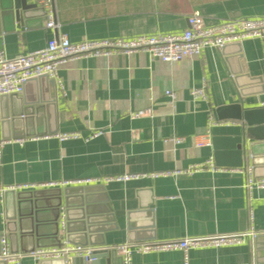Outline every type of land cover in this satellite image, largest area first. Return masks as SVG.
I'll return each instance as SVG.
<instances>
[{
  "label": "crops",
  "instance_id": "crops-1",
  "mask_svg": "<svg viewBox=\"0 0 264 264\" xmlns=\"http://www.w3.org/2000/svg\"><path fill=\"white\" fill-rule=\"evenodd\" d=\"M46 2L48 13L58 24L56 28L46 27L48 18L42 11H34L25 24L15 21L13 16L0 15V54L13 57L39 49L60 34L80 41L182 31L189 26L188 16L194 12L201 14L208 24L264 15V0ZM60 76L64 87L56 84L55 92L49 81L42 83L36 79L29 81L25 93L20 94L30 101L53 97L55 104H40L39 111L17 130L19 136H0V187L151 173L185 168L211 156L215 159L213 138L241 134L244 126L239 121L227 120L230 123H218L209 130V115L214 107L239 101L246 107L264 106V38L245 39L241 45L229 47L226 53L209 47L198 57L175 63L152 59L145 52L83 57L63 65ZM204 80L208 99H194L190 90L200 87ZM167 89L178 93L175 101L166 95ZM140 111L143 114L134 116ZM98 129L104 133L86 139ZM68 131H79L82 137L61 141L56 136ZM171 137L184 140L167 141ZM198 141L203 145H197ZM259 144L256 173L264 175V142ZM246 164L253 167L251 160L244 159L242 166L220 165L227 168L225 171L33 190L75 191L89 187L107 195L115 221L101 224L105 231L93 238L105 240V244H95L96 247L251 228L264 233V188L248 192L246 173L239 170ZM14 198L8 195V211ZM6 213V200L0 192L1 236H8ZM39 215L45 227L50 215ZM61 220L62 217L60 224ZM254 252L251 239L237 245L190 249L188 257L189 264H255ZM184 263L181 250L135 252L131 261ZM18 264L68 263L24 256ZM112 264L122 263L115 259Z\"/></svg>",
  "mask_w": 264,
  "mask_h": 264
},
{
  "label": "built area",
  "instance_id": "built-area-1",
  "mask_svg": "<svg viewBox=\"0 0 264 264\" xmlns=\"http://www.w3.org/2000/svg\"><path fill=\"white\" fill-rule=\"evenodd\" d=\"M41 3L46 8V27L56 28L58 24L52 14L47 11V2ZM189 26L182 31L160 32L155 34H142L131 37H115L101 39H82L72 41L66 34H60L50 38L44 47L26 53H19L13 57L0 54V95L21 94L24 84L28 79L47 75L63 88L64 82L60 76V69L68 62L83 57H110L116 54H133L145 52L152 59H159L169 63L180 62L200 56L206 48L213 47L222 49L225 45L242 42L248 38H264V15L243 16L208 24L204 17L194 12L188 16ZM191 95L194 99H208L207 83L204 80L200 87H193ZM172 101L178 98V93L173 89L165 91ZM143 114V111L134 113V116ZM218 123H230L229 121L216 120L211 113L209 115L208 127ZM104 133L103 129L93 131L86 139L97 137ZM56 136L61 140L82 137L79 131L59 132ZM24 139H19L22 142ZM184 137H171L167 141L180 143ZM197 145H203L198 141ZM226 167L216 163L213 156L205 161L189 165L185 168L155 171L151 173H126L116 176L92 177L85 179L47 181L43 183H17L8 187H0V192L8 189L33 190L42 187L65 186L69 184L82 183H108L110 181H128L141 177L177 176L182 173L194 174L202 171H225ZM234 170V169H233ZM239 170L246 173V188L251 194L254 189L264 188V176L255 177L253 167L244 165ZM253 216L251 215V218ZM62 226L65 219L62 217ZM259 232L253 228L244 231L212 233L206 235H188L181 238L164 240H148L137 242H125L114 245L116 253L123 259L124 264H131L133 253H148L163 250H181L184 252L185 263L189 264L188 251L190 249L221 247L237 245L253 240ZM0 258L9 263H19L24 256H31L37 260L61 259L84 256L89 258L95 246L74 244L64 240L60 246H44L35 248L30 252H12L9 239L6 234L0 237Z\"/></svg>",
  "mask_w": 264,
  "mask_h": 264
},
{
  "label": "water",
  "instance_id": "water-1",
  "mask_svg": "<svg viewBox=\"0 0 264 264\" xmlns=\"http://www.w3.org/2000/svg\"><path fill=\"white\" fill-rule=\"evenodd\" d=\"M39 2L0 0V15L4 18L13 16L15 21L25 24V20L33 16L31 14L34 11H42L46 14L45 5ZM233 45H241V42L227 44L222 48V51L226 53V50ZM233 74L234 79L237 80L236 71ZM36 79L42 83L49 81L52 90L56 91V81L47 75H41L25 82L23 94L26 84ZM43 102L47 106L55 104L53 97H41L40 100L30 101L17 93L0 95V136L2 138L19 136L20 134L16 133L17 130L22 129V125L26 124L30 115L39 111L41 105H44ZM213 116L219 121H239L244 126L241 134L233 137L215 136L213 138L216 163L218 165L242 166L244 159H249L252 161L255 177H263L264 175L256 173L259 161L256 150L260 145L259 142H264V106L246 107L241 101L226 103L214 107ZM49 131L56 132V129ZM89 189L91 188L80 187L75 191L72 188L23 191L8 189L4 191L7 208L5 226L11 251L30 252L38 247L60 246L64 240L95 247V244H105V240L97 241L93 237L97 233L105 231L102 223L115 221V218L108 208L107 195ZM10 194L15 196V202H12L8 211L7 199ZM44 212H48L50 215L49 222L45 227L39 220V214ZM61 217L65 219L64 226L60 224ZM28 242H31V245L28 246ZM254 248V263L264 264V233H258L255 236ZM116 255L115 248L96 247L89 258L80 256L47 260L63 261L68 264H112L117 259L124 264L123 259L116 258ZM0 264L18 263H9L0 258Z\"/></svg>",
  "mask_w": 264,
  "mask_h": 264
}]
</instances>
